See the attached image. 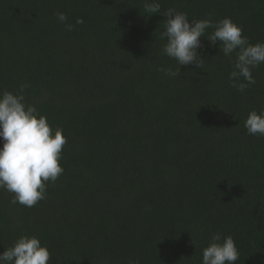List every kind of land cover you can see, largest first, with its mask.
Wrapping results in <instances>:
<instances>
[{
  "label": "trees",
  "instance_id": "16d2710c",
  "mask_svg": "<svg viewBox=\"0 0 264 264\" xmlns=\"http://www.w3.org/2000/svg\"><path fill=\"white\" fill-rule=\"evenodd\" d=\"M159 3L149 16L144 0H0V91L29 83L26 102L67 138L45 199L13 205L0 190V253L35 234L48 264H202L220 232L236 243L235 264H264V136L244 127L264 109V64L240 93L233 62L202 36L203 68L158 71L179 67L162 51L165 10L230 17L255 44L264 0Z\"/></svg>",
  "mask_w": 264,
  "mask_h": 264
},
{
  "label": "clouds",
  "instance_id": "9594fccd",
  "mask_svg": "<svg viewBox=\"0 0 264 264\" xmlns=\"http://www.w3.org/2000/svg\"><path fill=\"white\" fill-rule=\"evenodd\" d=\"M143 8L149 16L161 13L159 0H144ZM55 15L67 31L74 29L75 25L68 22L66 13ZM162 16L165 17L164 31L159 38L166 40L162 51L176 60L179 67L173 70L161 66L158 71L176 77L181 73V66L203 68L204 58L198 50L202 47L201 37L207 36L210 45L219 41V52L233 62L228 76L230 87L244 93L256 83L252 70L264 64V42L250 43L243 35L242 26L230 17L214 21L209 13L207 18L190 21L187 12L175 8H168ZM83 22V18L78 17L75 24ZM208 29H212L210 34ZM30 87L29 83H22L16 92L0 91V190L13 194L11 204L19 203L25 207H33L45 199L48 183L54 184L63 174L59 161L67 143L63 128H52L36 104L26 102L24 93ZM244 127L250 135L264 136V109L251 110ZM239 255L231 235L214 232L202 250V264H235ZM50 258L47 245L42 244L37 235L23 234L0 253V264H48ZM128 264L140 262L130 258Z\"/></svg>",
  "mask_w": 264,
  "mask_h": 264
}]
</instances>
